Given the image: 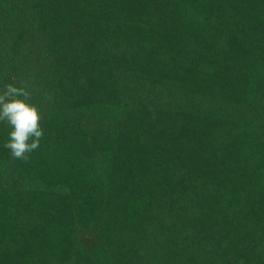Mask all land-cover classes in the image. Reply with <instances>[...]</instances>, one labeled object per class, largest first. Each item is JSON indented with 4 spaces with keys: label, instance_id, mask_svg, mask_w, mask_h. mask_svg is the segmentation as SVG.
<instances>
[{
    "label": "trees",
    "instance_id": "obj_1",
    "mask_svg": "<svg viewBox=\"0 0 264 264\" xmlns=\"http://www.w3.org/2000/svg\"><path fill=\"white\" fill-rule=\"evenodd\" d=\"M0 264H264V0H0Z\"/></svg>",
    "mask_w": 264,
    "mask_h": 264
}]
</instances>
